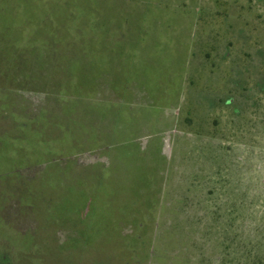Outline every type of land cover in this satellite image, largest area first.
<instances>
[{"label":"rangeland","instance_id":"rangeland-1","mask_svg":"<svg viewBox=\"0 0 264 264\" xmlns=\"http://www.w3.org/2000/svg\"><path fill=\"white\" fill-rule=\"evenodd\" d=\"M0 264H264V0H0Z\"/></svg>","mask_w":264,"mask_h":264}]
</instances>
